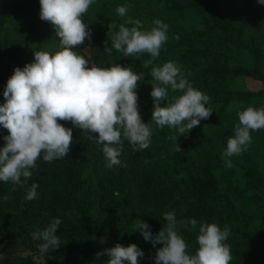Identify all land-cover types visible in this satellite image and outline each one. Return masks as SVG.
<instances>
[{
    "label": "trees",
    "instance_id": "16d2710c",
    "mask_svg": "<svg viewBox=\"0 0 264 264\" xmlns=\"http://www.w3.org/2000/svg\"><path fill=\"white\" fill-rule=\"evenodd\" d=\"M128 6L126 16L116 12ZM39 0H0V104L14 68L34 60V51L54 53L59 39L52 26L39 18ZM90 39L74 51L89 66L130 67L143 79L135 90L138 111L152 129L147 149L133 150L123 141L121 164L106 167L102 145L70 121H58L72 130L67 156L45 162L41 156L24 186L0 181V264H106L98 256L116 244H136L144 253L138 264H155L159 243L145 241L135 225L144 221L155 235L166 221L195 219L227 225L231 264H264V129L251 132L252 142L238 156L223 157L227 139L239 123L237 113L264 107V4L258 0H94L82 17ZM139 19L143 28L159 19L168 25V40L153 65L172 61L192 87L211 99L208 119L176 144L175 129L157 128L151 120L150 59L123 57L112 48L108 25ZM126 26H131L130 24ZM181 93L169 91V98ZM163 105V102H162ZM203 130V131H202ZM7 129L0 126V147ZM225 160H230L228 167ZM24 180V178H21ZM38 197L26 200L32 184ZM115 193H118L116 195ZM53 219L61 221L56 235L61 246L41 254L31 233ZM190 227V226H189ZM189 254L198 247V229L178 228ZM25 252V253H24Z\"/></svg>",
    "mask_w": 264,
    "mask_h": 264
},
{
    "label": "clouds",
    "instance_id": "9594fccd",
    "mask_svg": "<svg viewBox=\"0 0 264 264\" xmlns=\"http://www.w3.org/2000/svg\"><path fill=\"white\" fill-rule=\"evenodd\" d=\"M94 0H39V18L48 22L59 39V49L54 53L34 51V60L23 68L16 67L8 78L3 91L5 102L0 104V126L8 135L0 147V181L24 186L41 158L52 162L67 156L72 143V130L58 121H70L75 127L94 133L102 145L106 167L121 164L119 157L123 141L127 140L133 150L147 149L151 143L152 129L141 119L138 111L137 82L143 79L130 67L113 64L109 67L89 66L84 56L74 49L90 39V31L82 17ZM264 4V0H258ZM128 6H118L116 12L124 17ZM130 24L131 26H126ZM153 27L141 30L139 19L108 25L112 48L123 57L139 58L147 54L150 59L142 61L143 67H151L152 83L150 96L153 100L151 120L157 128L175 129L169 139L181 151L177 137L187 134L208 119L212 109L207 105L210 97L192 87L182 74L180 66L172 61L153 65L168 40V25L156 19ZM169 91L181 93L169 98ZM163 102V105H162ZM239 123L234 126V136L227 139L223 157L238 156L252 142L251 132L264 129V107H248L237 113ZM203 131V130H202ZM228 167L231 161L225 160ZM24 178L22 180L21 178ZM37 185L32 184L25 195L26 200L38 197ZM118 195V193H115ZM163 227L153 235L150 225L140 220L135 225L143 239L157 243L153 257L155 264H231L232 254L225 243L230 235L227 225L223 230L216 223L195 219L177 220L174 212H165ZM61 221L53 219L43 230L31 233L33 240L41 241V254L61 246L56 235ZM190 226V227H189ZM178 228L198 229L194 254H189L188 244ZM100 255L110 257L106 264H138L143 251L134 243L128 246L116 244Z\"/></svg>",
    "mask_w": 264,
    "mask_h": 264
},
{
    "label": "rangeland",
    "instance_id": "374dc122",
    "mask_svg": "<svg viewBox=\"0 0 264 264\" xmlns=\"http://www.w3.org/2000/svg\"><path fill=\"white\" fill-rule=\"evenodd\" d=\"M25 253V252H24Z\"/></svg>",
    "mask_w": 264,
    "mask_h": 264
}]
</instances>
